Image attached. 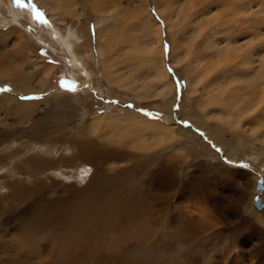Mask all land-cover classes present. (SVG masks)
<instances>
[{
	"label": "rangeland",
	"instance_id": "obj_1",
	"mask_svg": "<svg viewBox=\"0 0 264 264\" xmlns=\"http://www.w3.org/2000/svg\"><path fill=\"white\" fill-rule=\"evenodd\" d=\"M102 1L107 5L101 6ZM4 2L9 8L6 12L1 6L4 15L0 19L7 23L0 22V73L4 70L9 74L0 79L2 154L14 159L9 149L3 151L12 145L20 150L14 161L23 163L27 156L19 155H27V147L35 146L30 145L35 142V136L44 133L45 142L37 143L40 151L33 153L50 155L55 166H78L90 170L89 174L92 172L94 176L98 171L96 165L100 164L106 173L101 176L107 179L120 168L137 163L140 172L136 170L130 176L137 179L138 191L154 209L164 207L168 228L177 233L169 248L155 249L146 264H264V207L258 210L253 205L257 179L264 182V89L256 95L248 116L239 113L238 121L218 115L213 100L217 101L219 94L209 92L211 87L222 83V78L216 66V74L213 73V63L209 60L217 44H210L213 38L204 37L212 30L223 31L224 27L229 29L223 35L236 31L234 20L228 23L225 20L236 16L233 11L238 1L232 8L234 2L228 4L225 0H62L56 1L63 13L60 21L38 0ZM199 7L205 13L195 17L193 13ZM224 7L227 9L221 11ZM10 10L20 12L24 18L21 25L13 27L7 20ZM160 10L169 15L171 29ZM242 14L239 16L244 18L240 21L252 18L251 14L249 17ZM262 15L259 17L264 20ZM100 20L109 29L101 36L97 26ZM48 22L53 23L59 36L50 31ZM186 25L188 31L184 37L196 41L193 54L188 57L187 51L174 55L173 49L181 39L175 40L177 29ZM145 26L155 29L145 33ZM70 30L81 36L80 45L75 46L81 55L80 62L73 60L63 43ZM198 31L204 32L196 38ZM206 46L210 48L208 53ZM194 54H207V57H203L202 64L196 63ZM34 65L54 66L47 81L31 74ZM161 68L167 75H160ZM25 76L31 85L42 88L23 94ZM227 100L231 102L232 98L225 97L224 101ZM14 102L35 104L23 107ZM181 128L188 133L179 134ZM78 129H85L87 135ZM192 132L199 152L189 150L180 140L192 136ZM79 141L86 143V151L98 155L94 167L70 158ZM47 143L51 151L45 149ZM202 144L209 149H202ZM107 154L113 157L116 169L109 170L100 163L101 155ZM48 175L59 182L56 194L66 195L62 190L65 184L76 189L89 184L88 178L79 180L73 173L64 178L52 170L38 173L37 179L47 183ZM0 176L8 182L15 177L26 184L30 181L27 176L11 175L7 171ZM166 181L169 187L159 188ZM9 190V187L0 190V264H70L58 252L59 230L53 231L55 235L46 231L44 236V231L29 229L28 242L38 248L29 253L16 230L17 204L6 198ZM258 196L264 203V192ZM159 232L155 225L144 232L150 237L149 242L143 243V237L135 231L132 233L135 238L127 236L124 241L129 244L127 238H130L147 247ZM113 264L132 262L123 259Z\"/></svg>",
	"mask_w": 264,
	"mask_h": 264
},
{
	"label": "bare ground",
	"instance_id": "obj_2",
	"mask_svg": "<svg viewBox=\"0 0 264 264\" xmlns=\"http://www.w3.org/2000/svg\"><path fill=\"white\" fill-rule=\"evenodd\" d=\"M4 1L5 0H0V15L1 14L4 15L1 6H3L5 11L6 10L8 11L9 8V7L7 8L6 2ZM50 1L53 2L51 3ZM56 1L59 2L62 0H38V2H40L44 7H46L48 11L49 10L52 11L54 18L56 20L60 21L63 20V13L60 12L61 5L56 4ZM225 1H227L228 4L234 2L231 5L232 8L234 7L235 2L238 1V5H237L238 7L235 8L233 11V13L236 14V16L232 15V17H229L227 20H225L227 23L229 21L234 20L235 22L234 24L237 26V29L233 33L228 32V35L226 34L223 35L224 34L223 32L229 29V27H224L223 31L221 29L220 30L218 29L217 31L212 30L208 34V37H204L206 39L213 38L214 42H211L210 44H214V43L217 44V48L216 50L213 51L212 55L209 56V60L213 63L211 66L213 68V73L216 74L214 70V66H216L219 76L222 78V83L216 84V87H211L209 89V92L210 94H213L214 92H217L219 94L217 95L218 98L216 97L217 101L213 100V107H215V109L217 110V114L228 117L234 121H238L240 119L239 113L242 114V117H245L252 109V104H255L256 95L258 94V92L259 91L261 92L262 88L264 89V20L263 17H259L260 14L262 15L264 13V0H225ZM241 1L243 2L241 3ZM199 2L203 4L202 3L203 1H199ZM52 4L55 5L54 8ZM101 4H102L101 6H104L106 4V1H102ZM226 9L227 7L221 8V11H225ZM251 9L254 10L252 11ZM231 10L232 9H230V12ZM14 11L12 12V10H10V18H7V20L12 22L13 27H17L16 25H21L20 22H22L24 18L22 17L20 12L17 11L14 12ZM204 13H205V9L199 7L193 14L196 15L195 17H198L201 16L200 14H204ZM242 13H244V15H247V17H249L248 15L251 14L252 18L251 19L247 18V20L244 19L243 21H240V19L244 18L239 16V14ZM160 14L162 15L164 22L167 23L168 28L171 29V24L168 17L169 15H167L164 11L161 10H160ZM237 20H239L240 22H237ZM0 22L2 24L7 23V21L3 19H0ZM46 25L53 34L55 33V36L56 35L59 36L58 30L56 29V27L53 25L52 22H48V24ZM188 25L190 26V24ZM188 25L180 26L177 29L175 40L177 39V37L178 38L181 37V39L179 46H175V48L173 49L174 55L176 54V52H178V54H183L184 52L186 53L187 51H188V57L192 56L193 54L192 52L194 50H192V48L194 47V43L196 41L193 43V40H188L186 37H184L185 35L184 33L188 31L187 30ZM97 26L99 27L98 28L99 36L109 31L106 25L101 24V20L99 21ZM152 27L153 26H148V27L145 26L144 27L145 33L151 32L152 30L155 29V28L153 29ZM251 30L253 34L250 33ZM69 32H70L69 35L63 39V43L66 45L67 52H70V54L73 56L74 58L73 60H75L76 62H80L81 55L78 53L77 48H75V46L79 44L78 41L81 38V36L73 32V30L72 31L70 30ZM203 32L198 31L195 37L196 38L201 37L203 35ZM218 35L219 36L223 35V37L220 36V38H218ZM158 38H159V34H158ZM82 44L83 43H81V45ZM205 52L206 53L210 52V48L206 46ZM194 56L197 55L194 54ZM203 57L206 58L207 54L198 55L197 57L194 58V61L196 63L202 64V62L205 59V58L203 59ZM28 64L30 63L28 62ZM38 65H34L31 74L33 76H39V77L42 76V80L47 81L46 79L49 75V72L52 71L54 66L45 65L44 67H42L41 65L40 66ZM159 73L160 75L163 76L167 75L164 69L162 71V68H161V72ZM7 74L9 73L4 70L1 71L0 79L1 77L6 76ZM155 77H157V75ZM155 77L153 76V78ZM22 83L23 86L26 88L24 89L23 94L35 93L36 91L42 88V87L36 88L33 85H31V83L28 81V77L26 76L23 77ZM212 83L214 82H211V84ZM162 92L164 93V90H162ZM225 97L232 98L231 102H229L228 100L224 101ZM246 102L251 104H247ZM14 103L18 106H23V107H31L32 105L35 104L31 102L30 103L14 102ZM239 105L243 106V108L241 109L240 107H238ZM237 108L241 110L239 111V109ZM236 109L237 111L232 112ZM142 123L145 122L142 121ZM78 131L80 132L82 131L81 132L82 135L84 134L87 135L86 134L87 131L85 129L84 130L78 129ZM179 131H181L179 132V134L185 135L186 133H188V131L186 129L184 130L183 128L179 129ZM45 135L46 134L44 133H39V135H36L34 138L35 142L30 144V145L34 144L35 146L27 147L26 150L29 151L27 152V155H24V153L19 155V156H27V158L23 161V163H18L14 161L16 155L18 156V154L20 153V150L15 149L14 146L8 145L3 149V151L6 150V152L7 149H9L8 152H13L15 155L14 159L5 157L0 150V174H2L3 171H7V172H11V175L13 173L15 175H21V176L24 175V177L27 176L30 179L29 184L24 183L22 179H20V177H15V176H14L15 178L9 180V182L0 179V190L2 189L4 190L5 188L9 187L10 190L8 191L9 192L8 195L7 194L4 195H7L6 198L9 201L17 204V209L14 214L17 220L16 230L22 236V239H24L27 245L26 248L29 250V253H33L35 249H38L35 248L34 246H31L28 242L29 237L27 236V231L29 229L34 230L35 232L44 231V236L45 233H47L48 231L49 233L50 231H52L53 233V231L59 230L61 234V240L58 243L59 244L58 252L60 256L65 257V259L67 260L65 262L70 264H99L101 262L104 264H107L108 262L113 264L115 260H123V259H127L128 261H131L132 264H146L145 261L147 260V258L154 256L153 252L169 248L171 241L175 239L177 233H175V231L169 230L168 228L169 218L167 219V217H165L166 215L163 216L164 207L158 210L154 209L151 206V204L148 202L147 200L148 198L143 196L142 193L138 191L139 184L137 179L132 178V176H130L136 170H138L139 165L137 163H134L132 166H128L122 169L120 168L116 173H114L112 177L107 179L102 177L106 173L104 171L105 168L103 166H99L100 164L98 166L96 165L98 171L94 174V176H92V172L89 174L90 170L85 168L81 169L78 166L72 168H70L69 165L55 166L53 160L51 159L52 157L50 155H45L44 153H33L40 151L39 148L36 147V144L44 143L46 138ZM187 137L185 136L183 140L180 139L181 142L182 143L185 142L189 150L193 152L194 151L199 152L200 148L198 149L199 151L195 149V147L197 146L196 143L194 144L195 133H193L192 136H189L188 138ZM208 137L211 138V135H208ZM204 140L208 141L207 139ZM82 141L81 142L79 141L80 143L76 148V152L73 155H71L70 158L74 160L85 161L86 163L93 166V164L97 159L96 156L98 155L95 156L91 154L92 152L86 151L87 148L85 146L86 143ZM48 142H52V141H48ZM46 145H48V143ZM200 147L202 149L208 148V146L203 144ZM45 149L47 151H51L49 145ZM41 151L43 152V150ZM205 151L206 150H204V152ZM108 155L109 154L101 155L102 162L100 163L107 165V168L109 170L116 169L117 166L115 164H112L114 162L112 161L113 157H109L110 155L109 156ZM2 157H3V162H2ZM212 157L213 156L210 155V158ZM46 170L55 171L56 174L59 173L64 178H69L71 176L70 174L73 173L76 174V177H78L79 180L88 178L87 182L89 181V184L82 189H76L72 185L65 184L63 185L62 190L63 193H66V195L56 194L58 189L56 187L59 185V182H57L55 177L48 175V181H46L47 183H45V181H42V179L41 180L37 179V174L43 173ZM138 172H140V170H138ZM97 177L100 178L102 177V179L100 181L95 180ZM167 182L168 181L164 183L163 182L160 183L158 185L159 188L169 187V184ZM91 186H94V188L90 190ZM263 192L264 190L261 193ZM261 193H258V195ZM20 205H24V206L18 209V206ZM263 207H264V203H263ZM260 209L261 208H259L258 210ZM155 225L158 229L161 230V232H159L158 236L156 235H155L156 237L154 236L155 240L149 246L145 247V245H140L142 243L138 245L135 241H132V239L130 238H127L129 244L125 243L124 240L127 236L131 238H135L134 234H132L134 231L135 234L139 233L140 236L143 237L142 238L143 243L149 242L150 237L146 236L144 232H147L148 230H150L151 227ZM58 236L60 237V235ZM155 249L156 251H154ZM87 259H91V261H87ZM149 259L150 258H148V262Z\"/></svg>",
	"mask_w": 264,
	"mask_h": 264
},
{
	"label": "water",
	"instance_id": "obj_3",
	"mask_svg": "<svg viewBox=\"0 0 264 264\" xmlns=\"http://www.w3.org/2000/svg\"><path fill=\"white\" fill-rule=\"evenodd\" d=\"M256 189H257V195L253 199V204L256 208H262L263 207V202L261 199L258 197V193H261L264 190V185H263V180L261 178L257 179L256 182Z\"/></svg>",
	"mask_w": 264,
	"mask_h": 264
}]
</instances>
